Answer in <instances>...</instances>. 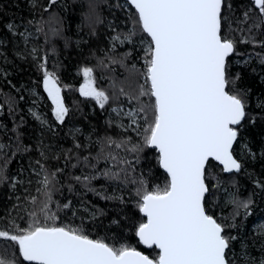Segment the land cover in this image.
<instances>
[{
  "label": "trees",
  "instance_id": "1",
  "mask_svg": "<svg viewBox=\"0 0 264 264\" xmlns=\"http://www.w3.org/2000/svg\"><path fill=\"white\" fill-rule=\"evenodd\" d=\"M228 2L232 11L226 10L225 14L233 21L232 28H245L244 32H232L239 41L242 35H249L247 25L239 21L243 20V13L250 5L248 0ZM123 3L122 0H57L55 5L49 6V0H0V144L5 145L0 152V168L7 178L0 183V230H11L12 220L26 227L30 222L29 213L33 211L43 220L40 208L47 200L46 191H50L52 202L49 207L58 216L55 223L81 227L91 238L104 239L117 247L129 244L145 254L156 255L138 243L133 225L143 219L136 207L139 181L144 180L149 190L166 183L157 153L151 149L128 152L123 148L116 149L114 144L109 147L105 140L111 137L119 142L130 137L136 144L142 140L143 127H146L143 114L138 117L141 135L134 130L136 127H127L128 130H125L126 126L117 127L110 116L112 108L126 102L136 110L139 102L135 97H138L141 85L148 87L143 75L144 52L138 44L140 34L132 38L134 43L126 42L122 46L113 43V37L127 34L133 27L134 10L128 5L125 10ZM45 7L49 10L45 11ZM255 15L256 10L253 11ZM227 24L228 20L225 21V32L230 31ZM8 25L13 28L9 29ZM25 38L30 40L25 42ZM256 39L264 40V28L256 30ZM236 48L239 55L230 57L232 71L241 77L238 87L248 90L245 98L248 115L233 146V155L242 168L237 173L223 174L221 167L212 162L208 177L211 188L206 199L210 213L218 220L223 217L231 220L234 205L229 201L233 195L238 200L252 201L250 214L245 216V210L239 209L240 215L235 219L238 227L227 230L228 234L237 237L232 242L230 259L235 264H242L248 258L244 253L256 260L262 257L264 107L260 105L264 103V46L237 43ZM84 67L93 69L94 87L110 97L104 108H100L95 100L80 95ZM45 70L58 77L61 96L69 110L63 124L56 120L51 100L44 91ZM140 99L149 101L146 96ZM33 112L45 123L35 119ZM41 152L45 153L46 159ZM110 153L132 162L126 183L123 173L120 181L100 176L91 181L89 188L74 179L94 173L99 176L106 168L116 165L108 158ZM98 154L99 160L96 159ZM136 156L140 157L139 162H136ZM37 161L46 166L49 175L61 169L48 190L37 182L42 179V174L37 175L40 172ZM119 167L126 165H116V169ZM38 188L41 190L37 191ZM103 196L123 197V202ZM31 197H36L34 203L30 202ZM69 201L72 207L63 209L62 205ZM7 244L0 239V254L13 258L15 251L12 248L4 252Z\"/></svg>",
  "mask_w": 264,
  "mask_h": 264
},
{
  "label": "snow or ice",
  "instance_id": "2",
  "mask_svg": "<svg viewBox=\"0 0 264 264\" xmlns=\"http://www.w3.org/2000/svg\"><path fill=\"white\" fill-rule=\"evenodd\" d=\"M56 3L57 0H49V6ZM248 3L250 7L245 9L239 23L247 25L249 35H242L239 41L232 32H244L245 28H232L233 21L225 14L226 10L232 11L228 0H127L134 9L133 27L127 34L113 37V43H134L132 38L140 34L144 45L143 75L148 87L141 85L135 97L139 107L128 113L138 135H141L138 117L143 114L146 127H143L142 140L136 144L130 137L119 142L111 137L105 140L109 147L114 144L116 149L128 152L154 150L159 167L167 174L163 187L156 185L149 190L146 182L140 180L136 188V207L143 219L133 225L135 237L156 255L145 254L129 244L117 247L104 239L91 238L81 227L55 223L58 216L49 207L52 197L46 191L47 200L40 208L43 220L33 211L29 213L30 222L26 227L12 220L11 230H0V239L8 242L4 252L9 248L15 251L13 258L0 254V264H235L230 256L232 242L237 237L227 230L238 227L235 219L240 215L239 209L245 210V216L250 214L252 201L238 200L233 195L229 201L234 205L231 220L228 217L218 220L210 213L206 194L211 188L208 177L213 161L222 165L221 171L225 173L239 172L242 168L233 156V145L248 115L245 99L248 90L238 87L241 77L233 73L230 57L239 55L237 43L264 46V40L256 39V30L264 28V0H248ZM226 20L229 32L224 31ZM8 27L12 29L13 25ZM82 73L85 82L79 88L80 95L104 108L110 97L94 87L93 69L84 67ZM43 88L51 100L56 120L63 124L69 110L61 96L58 77L45 70ZM145 96L149 97L148 102L140 99ZM260 106L264 107V103ZM32 115L45 123L37 113ZM127 127L131 125L125 130ZM4 147L0 144V152ZM41 156L47 158L44 152ZM108 158L126 167L116 169L113 165L99 176L94 173L74 179L89 188L91 181L100 176L120 181L123 173L126 183L132 162L112 153ZM96 159H100L99 154ZM139 159L135 157L136 162ZM37 164L40 165L37 175L42 174L37 182L48 190L61 169L49 175L44 164L40 161ZM89 166L95 168V165ZM6 179L0 168V183ZM102 198L123 202V197ZM35 201L36 197L30 198V202ZM71 207V201L62 205L63 209ZM92 215L95 218V213ZM260 243L262 257L256 260L244 253L248 258L242 264H264V232L260 234Z\"/></svg>",
  "mask_w": 264,
  "mask_h": 264
},
{
  "label": "rangeland",
  "instance_id": "3",
  "mask_svg": "<svg viewBox=\"0 0 264 264\" xmlns=\"http://www.w3.org/2000/svg\"><path fill=\"white\" fill-rule=\"evenodd\" d=\"M123 8L125 10H128V6L127 4L124 2L122 4ZM36 38V37H35ZM32 39V38H31ZM28 40H30L29 38H25L24 41L27 42ZM118 45L122 46L123 44H121L119 41H117ZM139 46L141 49H143L144 45L140 42H138ZM85 80L83 81L84 84ZM100 90V89H98ZM115 109V111L113 110ZM129 112H135V109L133 108V106H131V104L129 102H126L124 105H121L119 107H114L110 110V116L112 118V120L116 123V126L119 128H123L125 126L131 125V128H135V125H132V121L130 119V117L128 116ZM138 121H140V119L138 118ZM128 130V128H127ZM261 226L264 227V222L261 223Z\"/></svg>",
  "mask_w": 264,
  "mask_h": 264
},
{
  "label": "water",
  "instance_id": "4",
  "mask_svg": "<svg viewBox=\"0 0 264 264\" xmlns=\"http://www.w3.org/2000/svg\"><path fill=\"white\" fill-rule=\"evenodd\" d=\"M123 2H125L126 4H127V0H122ZM128 5V4H127ZM129 6V5H128ZM130 7V6H129ZM134 10V9H133ZM235 144V143H234ZM234 146V145H233ZM234 156V155H233ZM235 158V157H234ZM214 163H216V164H218L219 165V163L218 162H215V161H213ZM221 168L223 167L222 165H219ZM160 168V167H159ZM160 170L165 174V175H167L164 171H163V169H161L160 168ZM232 173H237V172H232ZM223 174H231V173H225V172H223ZM207 195V194H206ZM141 216H142V214H141ZM138 240V239H137ZM142 245V244H141ZM144 248H146L144 245H142ZM147 249V248H146Z\"/></svg>",
  "mask_w": 264,
  "mask_h": 264
}]
</instances>
